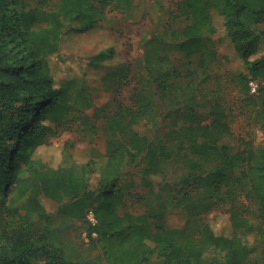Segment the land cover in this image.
<instances>
[{"label":"trees","instance_id":"trees-1","mask_svg":"<svg viewBox=\"0 0 264 264\" xmlns=\"http://www.w3.org/2000/svg\"><path fill=\"white\" fill-rule=\"evenodd\" d=\"M134 1L0 0V264H80L41 196L85 228L98 252L82 264H264V29H254L264 0H177L145 40L135 79L105 32L87 58L115 60L101 78L114 96L98 106L82 78L56 79L49 57L108 12L130 14ZM213 12L246 68L232 78L253 127L236 151L221 142L232 130L229 108L207 88L218 59ZM142 122L149 133L135 128ZM100 131L104 161L67 153L73 134L91 143ZM135 174L144 191H135ZM173 209L186 212L182 226L167 223ZM214 210L227 215L229 233L206 218Z\"/></svg>","mask_w":264,"mask_h":264},{"label":"rangeland","instance_id":"rangeland-1","mask_svg":"<svg viewBox=\"0 0 264 264\" xmlns=\"http://www.w3.org/2000/svg\"><path fill=\"white\" fill-rule=\"evenodd\" d=\"M177 0H135L130 14L118 11H110L100 22V25L87 33H80L64 40L59 52L49 57L52 73L56 79H67L72 77L82 78L85 87L89 90L96 105L101 106L111 101L114 93L106 88L102 82V76L113 66L115 60L109 59L95 66L87 62V58L98 53L107 38L105 32L114 37L117 50L121 52L122 59L128 60L132 66V76L135 79L140 74L139 57L142 55L143 44L150 34L161 32L167 18V8H172ZM213 21L216 32L212 34L214 45L218 53V59L213 65L214 78L207 82V88L213 90V96H219L229 108L232 130L231 134L223 137L222 143L228 145L230 151H236L241 138H248L252 132L253 123L250 121L249 101L239 90L233 81V74L244 71V63L234 48L225 27L222 17L213 12ZM256 31L264 29V23L254 26ZM176 57V55H173ZM192 66L196 67V58L192 59ZM132 81V80H131ZM251 93H255L251 90ZM141 133H149L147 122L135 125ZM69 133H63L57 141L66 138ZM73 134L74 141L67 146V153L77 163L86 162L89 159L97 163L106 159V136L100 131L99 136L93 141L78 139ZM60 145L53 152L51 162L57 164L62 160ZM135 169V168H134ZM131 169V170H134ZM135 191H144L139 184L138 174L134 175ZM133 190V189H132ZM41 201L47 211L53 215V224L61 229L64 235L72 241L76 251L74 259L82 264L83 260L93 258L98 250L88 244L84 236L85 228L77 221L66 219L57 211V203L51 199L41 196ZM133 207H136L133 206ZM187 218L185 211L173 209L167 213L166 221L170 226H182ZM213 225L221 232L229 233L231 227L227 215L217 210L206 215ZM246 241L252 243V237L248 236Z\"/></svg>","mask_w":264,"mask_h":264},{"label":"built area","instance_id":"built-area-1","mask_svg":"<svg viewBox=\"0 0 264 264\" xmlns=\"http://www.w3.org/2000/svg\"><path fill=\"white\" fill-rule=\"evenodd\" d=\"M257 85L258 84L256 83V81L252 80V81L249 82V86H250L252 91H255L257 89ZM86 218H87L88 223L90 225H95L96 222H97V219H96V216H95V212H94V210L92 208H90V209H88L86 211ZM84 236L87 238V233L86 232H84ZM91 236L92 237H96L97 233L95 231H93V232H91Z\"/></svg>","mask_w":264,"mask_h":264}]
</instances>
